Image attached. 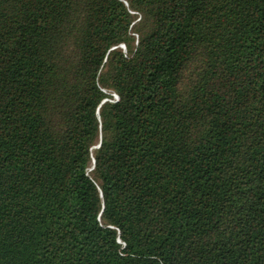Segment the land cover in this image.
I'll use <instances>...</instances> for the list:
<instances>
[{"label": "trees", "instance_id": "16d2710c", "mask_svg": "<svg viewBox=\"0 0 264 264\" xmlns=\"http://www.w3.org/2000/svg\"><path fill=\"white\" fill-rule=\"evenodd\" d=\"M0 264H264V0H0Z\"/></svg>", "mask_w": 264, "mask_h": 264}, {"label": "water", "instance_id": "95a60500", "mask_svg": "<svg viewBox=\"0 0 264 264\" xmlns=\"http://www.w3.org/2000/svg\"><path fill=\"white\" fill-rule=\"evenodd\" d=\"M125 50H126V46L124 44L121 45ZM106 101V100H104ZM100 145L96 146V148H98Z\"/></svg>", "mask_w": 264, "mask_h": 264}]
</instances>
